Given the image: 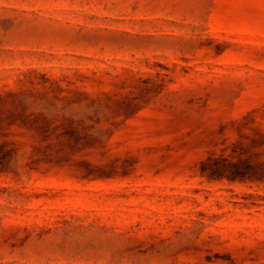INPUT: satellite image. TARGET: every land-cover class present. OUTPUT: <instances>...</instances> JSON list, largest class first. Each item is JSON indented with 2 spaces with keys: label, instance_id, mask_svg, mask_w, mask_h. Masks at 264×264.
<instances>
[{
  "label": "rangeland",
  "instance_id": "rangeland-1",
  "mask_svg": "<svg viewBox=\"0 0 264 264\" xmlns=\"http://www.w3.org/2000/svg\"><path fill=\"white\" fill-rule=\"evenodd\" d=\"M0 264H264V0H0Z\"/></svg>",
  "mask_w": 264,
  "mask_h": 264
}]
</instances>
